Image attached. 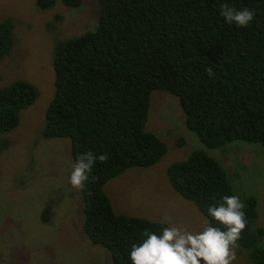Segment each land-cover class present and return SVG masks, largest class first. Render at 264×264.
I'll use <instances>...</instances> for the list:
<instances>
[{
    "label": "trees",
    "instance_id": "trees-1",
    "mask_svg": "<svg viewBox=\"0 0 264 264\" xmlns=\"http://www.w3.org/2000/svg\"><path fill=\"white\" fill-rule=\"evenodd\" d=\"M67 2L76 5L79 0ZM37 3L46 9L53 0ZM99 3L93 31L54 47V93L41 133L46 139H69L74 163L87 151L108 154L107 162L94 165L80 190L82 230L92 244L110 252L113 264H132V245L147 238L145 229L160 235L167 225L115 214L103 186L129 168L156 164L165 154L166 144L144 130L152 91L179 99L186 126L207 148L234 140L264 144V0ZM224 4L253 11V20L246 27L226 22L221 16ZM9 41V31L0 26V47ZM36 97L35 86L26 80L1 89L0 130L14 128L19 111ZM167 176L211 226L224 230L207 211L232 195L214 158L196 149L172 163ZM244 205L247 225L237 245L248 252L252 264H264L263 229L252 227L254 198L247 197Z\"/></svg>",
    "mask_w": 264,
    "mask_h": 264
},
{
    "label": "rangeland",
    "instance_id": "rangeland-1",
    "mask_svg": "<svg viewBox=\"0 0 264 264\" xmlns=\"http://www.w3.org/2000/svg\"><path fill=\"white\" fill-rule=\"evenodd\" d=\"M99 14V0L76 5L53 0L46 9L37 0H0V26L10 39L0 47V90L17 80L29 81L37 90L35 101L19 111L18 124L0 130V264H113L110 252L92 244L82 230L81 193L69 183L74 164L70 140L46 139L41 133L54 93V47L93 31ZM144 130L167 150L156 164L129 168L104 184L115 214L192 232L210 225L167 176L172 163L201 149L224 169L232 195L243 203L254 198L252 227L262 228L264 236V144L234 140L205 147L186 126L179 99L161 90L151 92ZM235 252L233 264H252L245 249L238 245Z\"/></svg>",
    "mask_w": 264,
    "mask_h": 264
},
{
    "label": "clouds",
    "instance_id": "clouds-1",
    "mask_svg": "<svg viewBox=\"0 0 264 264\" xmlns=\"http://www.w3.org/2000/svg\"><path fill=\"white\" fill-rule=\"evenodd\" d=\"M221 16L230 24L246 27L253 20L254 12L224 4ZM206 71L212 75L211 68ZM107 160L106 153H82L72 165L69 183L77 190L83 189L94 165ZM244 207L238 195H225L208 207L209 216L223 225L224 230L206 225L202 231L192 232L183 226L170 225L157 235L145 229L142 235L147 238L132 245L130 260L132 264H201V261L203 264H233L237 258V241L247 225ZM165 219L170 221L171 217Z\"/></svg>",
    "mask_w": 264,
    "mask_h": 264
}]
</instances>
